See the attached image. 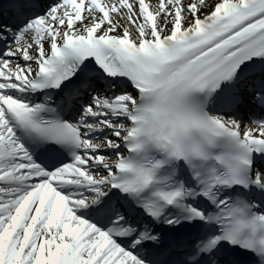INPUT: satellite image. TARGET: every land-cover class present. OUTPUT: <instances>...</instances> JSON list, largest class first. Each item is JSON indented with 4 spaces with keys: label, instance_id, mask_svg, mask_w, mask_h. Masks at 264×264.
Segmentation results:
<instances>
[{
    "label": "snow or ice",
    "instance_id": "6c2138e0",
    "mask_svg": "<svg viewBox=\"0 0 264 264\" xmlns=\"http://www.w3.org/2000/svg\"><path fill=\"white\" fill-rule=\"evenodd\" d=\"M0 264H264V0H0Z\"/></svg>",
    "mask_w": 264,
    "mask_h": 264
}]
</instances>
